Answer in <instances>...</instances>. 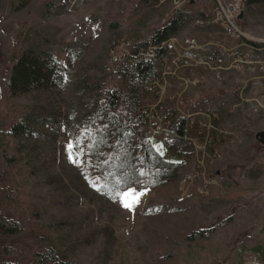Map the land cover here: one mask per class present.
I'll return each mask as SVG.
<instances>
[{"label": "rangeland", "instance_id": "obj_1", "mask_svg": "<svg viewBox=\"0 0 264 264\" xmlns=\"http://www.w3.org/2000/svg\"><path fill=\"white\" fill-rule=\"evenodd\" d=\"M191 1L204 11H212L216 3L0 0V112L17 105L36 122L30 135L0 132V155L13 158L3 180L10 194L4 209L12 217L20 208L30 213L39 206L40 216L30 219L32 228L49 234L59 254L78 264H264V143L257 136L264 131V66L251 69L238 58L255 55L254 65L264 64L262 49L255 51L254 46L264 45V0L247 7L245 0H235L246 12L242 24L236 21L244 40L228 38L214 24L211 31H193L195 22L174 35L179 40L194 38L206 48L193 50L198 56H223L230 69L221 71V79L199 66L163 75L161 59L173 54L155 53L154 74L133 87L136 117L143 121V111L159 100L162 90L168 108L167 97L177 90L184 91L179 106L184 98L199 96L187 112L182 108L177 114L170 109L164 113V133L142 132L161 157L178 165L174 177L147 171L141 148L134 145L140 175L130 178L135 184L125 185L126 174L116 173L115 162L108 163L110 153L95 146L102 129L93 120L101 80L123 62L125 80L132 86L126 70L133 60L126 52L115 60V49L122 46L121 51L135 55L154 48L143 45L151 29ZM120 13L122 27H114L115 14ZM31 28L37 44L56 61L61 78L45 88L10 90L6 79L20 53L15 38ZM130 44H141L139 51H129ZM209 63L214 65L213 58ZM216 89L223 91L220 99L206 97ZM180 118L186 120L184 137L173 131ZM70 143L75 145L73 154L80 153L78 165L69 162ZM133 199L137 202L131 209L121 203ZM233 207L226 224L205 237H188L196 213L198 224L207 226ZM9 234H0V252L12 258L27 246Z\"/></svg>", "mask_w": 264, "mask_h": 264}, {"label": "trees", "instance_id": "obj_2", "mask_svg": "<svg viewBox=\"0 0 264 264\" xmlns=\"http://www.w3.org/2000/svg\"><path fill=\"white\" fill-rule=\"evenodd\" d=\"M259 0H245L244 5L258 3ZM239 20L242 24L245 17ZM206 11L201 10L195 1L186 3L182 9L172 14L165 22L151 29L149 39L143 45H155L159 47L162 42L173 37L181 28L196 20H206ZM115 24L113 26L122 27L118 19L123 18L124 14H115ZM214 26L205 22L201 25L194 24L193 31H211ZM217 27V26H216ZM35 32L28 30L15 38L16 49L20 50L17 59L11 66L10 76L6 79V86L10 90H33L45 88L54 84L61 78L60 68L56 61L46 49H43L35 41L33 34ZM251 43V42H250ZM141 44H130L129 51L136 53ZM255 51H261L264 54V45L254 44ZM163 53V49L158 50V54ZM264 56V55H263ZM255 60V55L248 56ZM123 65L121 62L115 66V70L108 77L101 80V89L95 100V110L93 120L102 124V129L95 135V146L104 147L110 153L108 163H116V173L122 176L125 185H133L136 182H130V178L137 179L139 171L136 164L137 157L134 145H139L138 151L142 155V161L147 171H160L168 174L169 178L176 175L178 165L175 162L165 160L149 144L147 135L138 132L129 125L130 120H136L138 113L137 102L134 98V86H141L154 74V65L152 61L137 60L136 63L127 68V73L131 77L132 86L128 85L123 74ZM223 91L209 90L206 97L220 99ZM199 97V96H198ZM198 97L184 98L180 102L181 108L186 112L189 107L196 102ZM173 108V104H168ZM36 128V122L27 113L14 105L12 109L0 112V132L2 134L19 137L30 135ZM173 131L184 137L186 135V120L180 118L174 123ZM137 133V135H135ZM107 157V156H106ZM104 159V157H103ZM13 158L0 155V234H15L22 239L27 248L21 252H16L15 256L5 257L0 252L1 264H78L75 260L67 258L57 251L53 238L46 232L35 231L31 224L32 217H39L41 208L34 206L30 213L23 208L19 209L17 216L9 217L6 214L4 206L9 197L7 186L3 185V180L9 175V169L12 166ZM119 168V170H118ZM131 179V180H134ZM235 208L233 207L225 217L217 216L210 219L207 226L198 224V214L189 228V238L205 237L213 232L217 227L226 224L227 220L233 217ZM10 235V234H9Z\"/></svg>", "mask_w": 264, "mask_h": 264}, {"label": "built area", "instance_id": "obj_3", "mask_svg": "<svg viewBox=\"0 0 264 264\" xmlns=\"http://www.w3.org/2000/svg\"><path fill=\"white\" fill-rule=\"evenodd\" d=\"M215 2V1H214ZM229 13H227L226 9ZM207 19L205 20H196L195 24L201 25L205 23L206 21L218 26L222 33L227 36L228 38H231L233 40H244L246 38L245 33L238 27L236 24V21L238 22V15L242 11L240 8V4L235 2V0H216L215 8L211 10H205ZM209 11V12H208ZM231 17V18H230ZM222 47V46H220ZM126 48V47H125ZM120 49H122V46H120ZM119 48L115 49V60H120L122 57V53L126 52L131 59L133 60L132 64L134 65L137 60H144V61H151L155 55V53L158 52L159 49H164L166 53L173 54V56L169 59L168 57H163L161 59L162 63L165 66L164 74H176L177 70L180 68H187L190 66L193 67H202V68H208L210 70L215 71V77L217 79H221L223 70L230 69V64L227 66L226 62L224 61L223 56H213L210 54H207L205 56H198L197 52L193 51L196 49H202L203 51H206V48H202V46H198L197 42L194 38H185L184 40H179L176 37H172L166 41H164L159 47L152 46L147 48H142V52H137L135 55H130L127 50L121 51ZM223 51H225L224 48H222ZM139 51V50H138ZM231 50H229L230 52ZM112 54H114V50L111 51ZM231 56L235 55V52L229 54ZM213 58L214 65H210L209 60ZM241 59L242 63L250 64L251 69H260L264 66V64L258 63L257 66L254 65V60H252L250 57H238ZM233 59V58H231ZM238 59L235 58L233 62H237ZM232 62V64H233ZM172 69H174L172 71ZM155 85H159V80L154 81ZM166 84V83H165ZM184 91H176L172 95H169L167 97V100L170 101L169 103L173 104V108H168L165 105V100L163 99V90L160 93V98L157 102L154 104L148 106L147 110H144L143 112V118H146L147 121H143L140 118L135 117L136 120H130L129 125L133 128H135L138 132H147V135H152L154 133H164V127H162V124L167 122L165 118V112L170 109L171 114L179 113L181 112V107L179 106V101L181 99V96L184 94ZM193 115V114H192ZM191 114H188V117L192 116ZM151 120H154V125H151ZM193 123V121H191ZM171 125V122H170ZM170 131V130H169Z\"/></svg>", "mask_w": 264, "mask_h": 264}, {"label": "snow or ice", "instance_id": "obj_4", "mask_svg": "<svg viewBox=\"0 0 264 264\" xmlns=\"http://www.w3.org/2000/svg\"><path fill=\"white\" fill-rule=\"evenodd\" d=\"M68 147L70 149V151H69V162L73 163V164H77V165L80 164L81 163V160L79 158L80 157V153L76 152L75 154H73V152L71 151L75 147V145L73 143H70ZM93 187H95V185H93ZM129 192L130 193H134L135 190L134 189H130ZM136 202L137 201L134 200V199L133 200H122L121 201L123 206L125 208H128V209H131L133 204L136 203Z\"/></svg>", "mask_w": 264, "mask_h": 264}, {"label": "water", "instance_id": "obj_5", "mask_svg": "<svg viewBox=\"0 0 264 264\" xmlns=\"http://www.w3.org/2000/svg\"><path fill=\"white\" fill-rule=\"evenodd\" d=\"M243 16H244V12L242 11V12L239 14V16H238V19H242ZM257 136L259 137V140H260L262 143H264V131L259 132V133L257 134Z\"/></svg>", "mask_w": 264, "mask_h": 264}, {"label": "bare ground", "instance_id": "obj_6", "mask_svg": "<svg viewBox=\"0 0 264 264\" xmlns=\"http://www.w3.org/2000/svg\"><path fill=\"white\" fill-rule=\"evenodd\" d=\"M174 37V36H173ZM170 38H172V37H170ZM169 38V39H170ZM168 40V39H167ZM162 50V49H161ZM164 53H166V51L163 49V53H159V55L162 57L163 55H164ZM157 54H158V52H157ZM248 57V56H247ZM152 61V60H151ZM150 62V61H149Z\"/></svg>", "mask_w": 264, "mask_h": 264}]
</instances>
